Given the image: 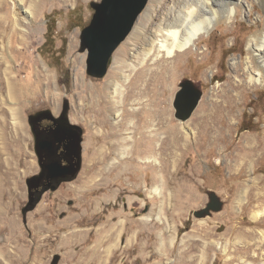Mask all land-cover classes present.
<instances>
[{
  "label": "rangeland",
  "instance_id": "rangeland-1",
  "mask_svg": "<svg viewBox=\"0 0 264 264\" xmlns=\"http://www.w3.org/2000/svg\"><path fill=\"white\" fill-rule=\"evenodd\" d=\"M31 1L0 0V60L4 53L6 65L12 69L11 76L18 77L14 83L20 88L19 108L23 115L19 119L10 114L11 108L18 107L11 106L9 99L3 97L6 102L0 105V150L3 151L0 154L4 155H0V160L16 157L20 167L13 182L11 175H5L7 169L0 166V264H174L178 253L193 242H197V249L190 256L194 264H228L229 261L264 264V214L254 218L257 200L253 195L250 197L248 191L255 184L264 183L263 155L255 164L242 168L241 160H232L233 155L226 160L218 155V148L209 152L203 150V158H197L191 149L192 153L187 152L180 159V173L187 174L197 161L202 174L201 187L196 188L191 182L198 200L185 207L165 195L162 172L155 159L150 163L137 161L141 163V166L136 164L137 176L125 175L116 186L109 187L104 182L107 169L111 162H120L123 155H113L112 160L101 165L99 155L94 154V150L108 142L101 136L112 132L113 124L122 119L118 113L133 114L126 123V136H131L136 126L154 117V109L160 111V116H165L168 110L173 125L186 124L194 138L200 128L196 129L192 122L208 110L204 113L207 116L204 115L202 137H207V130L216 129L222 136H231L234 145L248 144L249 136L264 142V86L249 85L247 78L243 90L233 92V99L238 94L235 101L232 99L228 105L223 103L217 108L210 103L212 99H220V92L229 81H235L234 68L246 70L247 42L261 30L264 22L260 3L256 2L251 16L241 13L230 22L218 24L212 32L204 33L197 46H191L173 82L169 74H164L149 87L145 82L148 75H140L142 78L136 88L141 87L139 92H146L134 95L135 76L143 66V59L137 54L138 50H143V42L136 43L135 51L133 44L129 45L134 30L114 53L107 76L94 79L87 73V53L80 52V37L94 14L91 3L101 0H33L32 7ZM165 1L150 0L135 27L150 8L156 16ZM4 30L8 33L1 40ZM24 47H28L25 53L21 52ZM122 49H126L125 56H119ZM205 51L202 59L201 52ZM236 58L240 61L233 67ZM48 73L52 75L51 90L54 82L59 89L57 104L46 89ZM186 80L192 81L203 96L192 117L182 122L175 116L173 102L181 83ZM83 83L87 89L81 94ZM6 84L5 80L0 81L2 95ZM130 84L134 86L130 101L125 103L124 96L114 95V90L128 94ZM109 101L118 102L119 112L108 117L105 127L97 125L91 109ZM79 106L87 111V116L79 111ZM65 110L70 122L84 132L82 170L75 180L46 192L33 210L23 213L29 202L27 179L40 171L29 117L44 111L59 117ZM96 125L98 129L102 126L99 136L95 134ZM165 138L166 133L162 131L156 148ZM134 145L135 142L129 144L130 148ZM232 147L229 151H233ZM155 176L157 182H154ZM158 186L163 195L155 194ZM243 188L248 192L243 193L241 199L238 193ZM173 189L169 187L168 192ZM209 192L217 194L223 208L205 218H196L194 213L207 206ZM72 223L79 234L73 243H63L61 236L66 235L67 226ZM119 223L121 226L114 239L103 235L106 226H119ZM144 244L153 245L143 251ZM128 245L133 250L125 253ZM10 252L16 257L6 256Z\"/></svg>",
  "mask_w": 264,
  "mask_h": 264
},
{
  "label": "bare ground",
  "instance_id": "bare-ground-1",
  "mask_svg": "<svg viewBox=\"0 0 264 264\" xmlns=\"http://www.w3.org/2000/svg\"><path fill=\"white\" fill-rule=\"evenodd\" d=\"M257 1L262 7V18L264 19V0H167L164 3H161L160 7L157 9L156 16L152 15L151 11L153 8H150L141 18V21L138 23V25L135 27L134 32L132 33V36L129 40V45L133 44V51L137 49L136 43H138L139 41L143 42V50L137 51V54L143 59V66L141 70L137 71V75L135 76V91H133L132 94L134 93V95H138L141 94V92H146H139L141 90V87L138 88L137 86L136 88L138 81H141L142 78V76L140 75H148V78L146 79L147 81L145 82L149 87L154 86V80L162 77L164 74H169L171 76L170 80L171 82H173L174 76L178 72V69L184 65L182 63L187 56L186 54L190 51L191 46H197V44L203 38L202 36L204 33L212 32L213 29L219 27L218 24L230 22L232 19H236L237 16L241 13H245L246 15H248V17L251 16L252 10L254 9ZM33 4L34 1L32 0L30 2L31 7ZM262 23L263 24L261 30L253 35L247 42L248 58L245 61L246 70L242 72V69L240 70L238 68H234L233 73L235 81H229L228 85L223 87L222 92H220V99L218 101H214L213 99L210 101V103H212V106L217 108L220 104L222 105L223 103H227L228 105L229 103H231L238 95L236 94L233 99V92L237 90H243L242 87H245L247 78L249 79V85L264 86V22ZM6 29H9V27H6ZM7 33V30H4L1 40L2 38L4 39ZM75 40L76 39L74 37L72 41L73 47H75ZM27 50L28 47H24L21 52L25 53ZM1 54L2 58L0 60V81L5 80L7 84L4 95L1 94V91L3 89L0 88V105L6 102H4L3 98L4 96H6L9 99V102H11V106H17L19 108V106H21L20 95L18 96L20 88L18 89V86L14 83V81L18 77L11 76L12 69L11 67L6 65L7 62L4 53ZM125 54L126 49H122L119 53V56H125ZM201 55L203 59L206 55V51L201 52ZM133 56H135V53H133ZM81 59L82 58L80 57L79 60L81 61ZM170 59L173 60L170 61ZM239 61L237 58L233 59V67L239 64ZM149 63L154 64L153 67L149 66ZM47 78L48 81L46 83V89L57 104L60 99L59 89L57 88V84L54 82V88L53 90H51L52 81H50V79L52 78V75L48 73ZM133 86L134 84L129 85L128 94H124L123 91L114 90V95L120 97L124 96V102L127 103L128 101H130V91ZM86 89L87 85L83 83L81 86V94H84L86 92ZM109 102L110 103H104V106L101 103L99 108L93 107L91 109V111L95 115L94 118L97 125L101 124L105 127V123H108V117L115 112H119L117 106L118 102H115V104L113 103V101ZM18 108H11L10 111L12 113L10 114L15 116L16 118L18 117L19 119H21L23 115L20 108ZM5 110L7 109L5 108ZM80 110L84 114H86L87 112L82 108L79 109V111ZM207 112L208 110L204 111V113ZM153 113L154 117L149 121L147 120L139 127L136 126L131 136H126V123L130 121V118L133 114H125L124 112H122L119 115L118 113V117L121 116L122 119L120 118V121L113 124L112 132H108L105 136H101L102 138L106 137V139L108 140L105 146L99 147L94 150V154L96 155V157L97 155H99L100 157L99 161H101V165H105L106 163H108L113 155H116L117 157L118 155H120V157L121 155H123V159L120 162H116V160L115 162H111V165H109V169H107V178H104V182L109 185V187L116 186L119 180L125 175L131 177L137 176L138 174L135 172L138 171L136 164L139 163H136L137 161L140 160L142 162L145 160L146 163H150L152 159H155V161H157L156 166H158V168L162 172L161 176L164 180V189H166L165 195H167L168 198H174L178 206L189 207L192 202L194 203L198 200L196 198V194L193 192V188L201 187L200 178L202 177V174L200 173V168H198L197 161H195L196 164L192 168H190L187 174L182 175L180 173V159L185 155V153L187 154V152H190L191 149H193L196 157L201 158V155L205 150L209 152L211 151V149L218 148L220 149V151L219 154H217L220 156H224L226 160L229 157L231 158L232 155L234 156L232 160H241L243 162L242 168H246V166L255 164L259 159H261V155L264 156V142H261V140L255 141L254 137L252 136L247 137L248 144L245 145H234V143H232L233 140L231 136H229V138H227L225 135L222 136V132L220 133L219 130L217 131L216 129L207 130V137H202L201 128H203V123L205 124L206 119L205 116H207L204 113L198 115L197 119L192 122V125L196 129L200 128V131L198 132V134L196 133L195 138L192 136L193 131L188 130L186 124L173 125V121L170 119L168 110L165 116H160V111L157 109H154ZM155 122L157 123L155 124ZM97 125L95 126V134L96 136H99V134H101L103 130L102 126L101 129H98ZM162 131L166 133V138L163 140L161 139L162 143H159L158 148H156V141L161 138ZM138 136L139 138L137 139L136 137ZM135 138L137 140H135ZM98 141L99 140H97V142ZM130 142H135L134 147L132 146V148H130ZM231 147L233 148V151H229ZM15 158H8L6 159V161L2 162L0 160V166H3L7 169L5 175H7L8 177L9 175H11L10 179L13 182L17 174V170L20 167L19 162H17ZM118 160H120V158ZM118 170H121V172H118ZM112 175L114 177L111 178ZM157 177H154V182H157ZM191 182L194 187L191 185ZM171 186H173L174 189L170 193L168 192V188ZM155 191V194L162 193L159 192V186ZM248 191H250V197L253 195L257 200V206H254V208L257 210L254 214V218L256 219L257 217L261 216V214H264V183H257L251 187V190ZM248 191L244 192V188L241 189V192L239 191L238 193V198L241 197L242 199L244 197V195L242 194H246ZM73 224L74 223L68 225L67 227L69 231L65 236H61V241L63 243L71 244L78 236L79 231L76 230V227ZM120 226V223L119 226H106V228L103 229V235L109 239H114V236H117V231ZM59 230H61V227H59ZM129 242H131V240H129ZM152 245L153 244H144L142 247L143 251L152 248ZM196 249L197 242H193L186 246L184 250L178 253L177 260L174 264H194V260L190 259V256L195 252ZM130 250L133 249H131L129 245L128 247H126V249H124L125 253L129 252ZM6 256L10 258L16 257L15 253L13 252L8 253ZM228 264H232V261H229Z\"/></svg>",
  "mask_w": 264,
  "mask_h": 264
},
{
  "label": "water",
  "instance_id": "water-1",
  "mask_svg": "<svg viewBox=\"0 0 264 264\" xmlns=\"http://www.w3.org/2000/svg\"><path fill=\"white\" fill-rule=\"evenodd\" d=\"M149 1L101 0L91 3L94 14L80 37V52L87 53L86 68L90 77L103 79L107 76L114 53L130 36ZM202 96V91L192 81L182 82L173 102L176 118L182 122L189 120ZM44 119L53 120L55 128L41 130L39 123ZM29 123L40 172L27 179L29 202L23 213L33 210L46 192L58 189L64 182L75 180L83 165L84 132L70 122L67 110L59 117L49 111L38 112L29 117ZM62 147L64 152L60 153ZM208 195L207 206L194 213L196 218H205L212 212L222 210L223 202L217 194L209 192Z\"/></svg>",
  "mask_w": 264,
  "mask_h": 264
},
{
  "label": "flooded vegetation",
  "instance_id": "flooded-vegetation-1",
  "mask_svg": "<svg viewBox=\"0 0 264 264\" xmlns=\"http://www.w3.org/2000/svg\"><path fill=\"white\" fill-rule=\"evenodd\" d=\"M39 128L41 130H50V129H53L55 128V123L53 120L51 119H44L42 120L40 123H39ZM64 152V147H62L60 149V153H63ZM40 172V171H39ZM38 189L34 190V192H36ZM41 190V188L39 189Z\"/></svg>",
  "mask_w": 264,
  "mask_h": 264
},
{
  "label": "trees",
  "instance_id": "trees-1",
  "mask_svg": "<svg viewBox=\"0 0 264 264\" xmlns=\"http://www.w3.org/2000/svg\"><path fill=\"white\" fill-rule=\"evenodd\" d=\"M43 189V187L41 188V190Z\"/></svg>",
  "mask_w": 264,
  "mask_h": 264
}]
</instances>
